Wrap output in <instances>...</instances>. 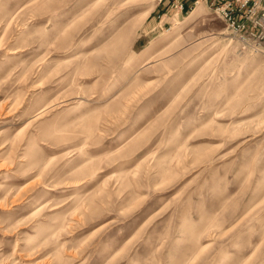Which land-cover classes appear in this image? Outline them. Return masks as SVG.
<instances>
[{
    "label": "rangeland",
    "instance_id": "1",
    "mask_svg": "<svg viewBox=\"0 0 264 264\" xmlns=\"http://www.w3.org/2000/svg\"><path fill=\"white\" fill-rule=\"evenodd\" d=\"M161 1L0 0V264H264V58Z\"/></svg>",
    "mask_w": 264,
    "mask_h": 264
},
{
    "label": "built area",
    "instance_id": "2",
    "mask_svg": "<svg viewBox=\"0 0 264 264\" xmlns=\"http://www.w3.org/2000/svg\"><path fill=\"white\" fill-rule=\"evenodd\" d=\"M225 24L242 49L264 58V0H202ZM183 10V5H175Z\"/></svg>",
    "mask_w": 264,
    "mask_h": 264
},
{
    "label": "crops",
    "instance_id": "3",
    "mask_svg": "<svg viewBox=\"0 0 264 264\" xmlns=\"http://www.w3.org/2000/svg\"><path fill=\"white\" fill-rule=\"evenodd\" d=\"M201 1L202 0H200V1H198V0H164V1H161V4H160L159 7L161 9H164L166 6L168 8H171L173 6V4H175V3H181L183 5V10L181 12H183V11H189L192 8V5L193 4H195V6L196 5H200L201 4ZM205 3L207 4V2H205ZM194 8H193V10H194ZM193 10L191 11V13H193ZM157 18H160V16H158ZM160 23H162V20L159 21V24Z\"/></svg>",
    "mask_w": 264,
    "mask_h": 264
},
{
    "label": "bare ground",
    "instance_id": "4",
    "mask_svg": "<svg viewBox=\"0 0 264 264\" xmlns=\"http://www.w3.org/2000/svg\"><path fill=\"white\" fill-rule=\"evenodd\" d=\"M197 18L196 16L189 17L185 19L182 23L179 29L175 32V34H179L182 30L192 26L195 24ZM167 38H164L162 42H166ZM114 92V91H113ZM106 97H108V94L105 96L104 100H106ZM73 115L77 114V112L72 113Z\"/></svg>",
    "mask_w": 264,
    "mask_h": 264
}]
</instances>
